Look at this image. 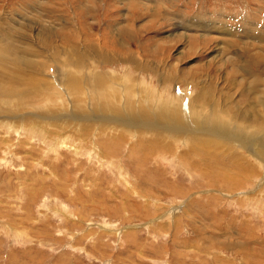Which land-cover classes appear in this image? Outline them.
I'll use <instances>...</instances> for the list:
<instances>
[{"label": "rangeland", "instance_id": "obj_1", "mask_svg": "<svg viewBox=\"0 0 264 264\" xmlns=\"http://www.w3.org/2000/svg\"><path fill=\"white\" fill-rule=\"evenodd\" d=\"M0 88V264H264V0H0Z\"/></svg>", "mask_w": 264, "mask_h": 264}, {"label": "bare ground", "instance_id": "obj_2", "mask_svg": "<svg viewBox=\"0 0 264 264\" xmlns=\"http://www.w3.org/2000/svg\"><path fill=\"white\" fill-rule=\"evenodd\" d=\"M6 68V67H5ZM8 72V71H7ZM11 74V73H10ZM98 75V74H97ZM100 75V74H99ZM102 77V76H101ZM104 77V76H103ZM75 78V77H74ZM5 79V78H4ZM76 79V78H75ZM77 79H79V78H77ZM101 82V81H100ZM102 84V83H101ZM112 84V83H111ZM111 86H113V85H111ZM3 87V86H2ZM121 87V86H120ZM105 88V87H104ZM0 92H1V88H0ZM3 92V91H2ZM4 120V119H3ZM43 130L44 131H46L44 128H43ZM38 130H34V134L33 135H36V132H37ZM28 132L30 133V130H28ZM40 132V131H39ZM27 134V133H26ZM28 135V134H27ZM31 136V135H30ZM32 137V136H31ZM117 140V139H116ZM206 140V139H205ZM204 140V141H205ZM207 141V140H206ZM6 143V142H5ZM194 144V143H193ZM196 145L197 144H199V146L202 148V146L205 144V143H203V141L202 140H197V142L195 143ZM207 146V145H206ZM209 146H210V144H209ZM212 146H214L213 144H212ZM216 146V145H215ZM200 148V149H201ZM215 148V147H214ZM203 149V148H202ZM218 149V148H217ZM205 151V150H204ZM226 151V150H225ZM191 152H193V151H191ZM195 152V151H194ZM203 152V151H202ZM201 151H200V153H202ZM206 152V151H205ZM197 153H199V152H197ZM193 154V153H192ZM194 155V154H193ZM196 156V155H195ZM204 156H205V153H204ZM212 156V155H211ZM190 157V156H189ZM192 158V157H191ZM205 158V157H204ZM207 158V157H206ZM205 158V159H206ZM200 160H203V158H200ZM194 161V160H193ZM205 161V160H204ZM257 163V162H256ZM199 164V163H198ZM204 164V163H203ZM201 165V164H200ZM206 165V164H205ZM201 167H204V166H201ZM206 169H208V165H206V167H205ZM199 169V168H198ZM243 172H245V171H243ZM60 211V210H59ZM61 213V212H60ZM59 213V214H60ZM64 222V221H63Z\"/></svg>", "mask_w": 264, "mask_h": 264}]
</instances>
